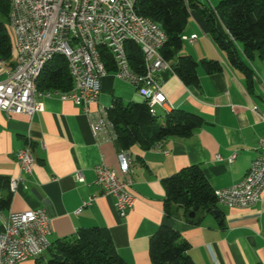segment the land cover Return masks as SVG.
Returning a JSON list of instances; mask_svg holds the SVG:
<instances>
[{
  "label": "crops",
  "instance_id": "1",
  "mask_svg": "<svg viewBox=\"0 0 264 264\" xmlns=\"http://www.w3.org/2000/svg\"><path fill=\"white\" fill-rule=\"evenodd\" d=\"M9 30L11 34V27ZM183 35H197L198 40L194 44L184 41L177 57L217 60L223 69L209 75L200 68L199 83L194 86H186L172 68L158 73L172 106L153 107L160 120L173 110H183L200 115L205 124L188 138L163 140L159 148L144 150L134 145L127 150L134 169L131 192L137 201L124 218L115 210L114 198L103 196L96 185L95 172L101 163L119 172L117 156L122 147L118 142L96 143L82 106L56 92L40 99L44 109L33 117L8 118L0 111V182L21 180L12 192L10 208L0 213V233L5 230L10 212L45 208L52 220V243L71 238L81 229L99 227L109 234L115 250L128 264H152L150 242L165 224L188 242L196 264H264V193L261 202L248 209L218 204L220 218L213 213H199L201 222L197 225L190 224L183 215L170 218L165 211L164 180L197 165L213 190L234 186L244 179L258 157L264 138V59L256 58L250 64L254 72L250 91L243 73L229 64L225 52L208 35L204 18L193 12ZM13 65L5 63L4 68L12 69ZM114 99L124 104L144 102L134 86L111 72L102 81L101 101L110 106ZM96 109L95 105L91 107L92 111ZM28 144L35 159L30 176L17 162V152ZM234 153L237 157L232 164L217 160V156L226 159ZM78 172L83 173L84 182L76 179ZM91 199V205L82 208ZM47 256L46 252L40 262H46ZM23 264L38 261L31 259Z\"/></svg>",
  "mask_w": 264,
  "mask_h": 264
},
{
  "label": "built area",
  "instance_id": "2",
  "mask_svg": "<svg viewBox=\"0 0 264 264\" xmlns=\"http://www.w3.org/2000/svg\"><path fill=\"white\" fill-rule=\"evenodd\" d=\"M210 2V0H205ZM137 0H14L11 6L10 27L16 41V62L12 69L4 68L0 59V111L8 118L13 115L33 117L44 109L40 100L46 92L33 85V72L40 61L54 51H62L68 65L74 66L76 82L62 95H71V101L82 106L90 122V129L98 145L117 141L115 125L109 118L110 106L101 101L102 81L109 74L102 61L100 47L114 56L116 76L134 86L153 115L155 105L169 106L157 75L171 68L161 54L168 41L165 32H158V23L148 22L136 11ZM182 40L194 44L197 35L182 36ZM127 41L137 44L143 54L145 70L137 73L130 62H122V52ZM95 105L97 109L91 110ZM258 109L255 108V111ZM264 121V115H261ZM42 148L45 143L42 142ZM162 141L155 146L159 148ZM119 172L99 164L95 168L96 185L103 196L114 198L115 210L122 218L135 206L136 196L131 192L134 185L133 159L126 150L118 153ZM237 154L228 158L217 156L220 162L232 164ZM17 162L22 172L32 175L34 156L32 145L17 152ZM78 182H84L82 172L76 174ZM17 190L19 179H12ZM264 193V138L260 142L258 157L244 179L229 188L215 191L219 204L248 209L262 200ZM93 199L84 202L85 208ZM52 220L47 209L10 212L5 230L0 233V264H23L37 260L52 246Z\"/></svg>",
  "mask_w": 264,
  "mask_h": 264
},
{
  "label": "trees",
  "instance_id": "3",
  "mask_svg": "<svg viewBox=\"0 0 264 264\" xmlns=\"http://www.w3.org/2000/svg\"><path fill=\"white\" fill-rule=\"evenodd\" d=\"M139 15L158 23L168 36L161 50L163 58L186 86L199 83V69L207 74L222 71L217 60L197 61L190 55L178 56L182 50L185 29L194 12L206 21L207 33L215 45L225 52L229 64L245 76L248 89L253 91L254 72L250 64L264 59V0H137ZM11 1L0 0V59L13 65V36L10 34ZM125 51L137 73L145 70L144 54L133 41H127ZM102 61L108 73L116 72L113 54L100 47ZM177 57V62H171ZM14 67V65H13ZM67 59L53 57L44 67L37 88L46 94L67 93L73 87ZM109 118L115 125L121 150L140 145L144 150L170 137L188 138L205 124L195 113L173 110L163 121L153 115L147 101L124 104L114 99ZM167 193L165 211L170 218L183 215L193 225L200 224L199 213L219 211L218 199L202 168L194 165L164 180ZM13 193L10 181L0 182V213L8 210ZM197 217L190 218L192 212ZM220 212V211H219ZM190 246L170 225H162L150 242L152 264H196L189 254ZM47 261L38 264H128L115 250L109 234L99 228L81 229L71 238L52 243Z\"/></svg>",
  "mask_w": 264,
  "mask_h": 264
},
{
  "label": "bare ground",
  "instance_id": "4",
  "mask_svg": "<svg viewBox=\"0 0 264 264\" xmlns=\"http://www.w3.org/2000/svg\"><path fill=\"white\" fill-rule=\"evenodd\" d=\"M11 1V6H14V0H10ZM148 22H153L149 19H147ZM12 30V29H11ZM158 32H164V30L161 28L160 25H158ZM13 36V50L14 52L13 53H16V41H15V37H14V34L12 35ZM56 55H62V51H54L51 53V55H48L44 61H40V67L38 68V70H36V72H33V85H38V80L42 74V71L44 69V67L46 66V64L51 60L53 59V57H56ZM122 62H130L129 61V58L127 56V53L125 51V49L123 50L122 52ZM68 68H69V73H70V77L72 78L73 82H76V71L74 69V66L72 65H68ZM47 96H49L50 94H46ZM61 97L63 99H70L71 100V95H62L61 94ZM10 190L12 192H15V182H13V180H11L10 182Z\"/></svg>",
  "mask_w": 264,
  "mask_h": 264
},
{
  "label": "water",
  "instance_id": "5",
  "mask_svg": "<svg viewBox=\"0 0 264 264\" xmlns=\"http://www.w3.org/2000/svg\"><path fill=\"white\" fill-rule=\"evenodd\" d=\"M213 214L215 215V216H217V217H221V214H220V212L219 211H217V210H215L214 212H213ZM195 216H196V212H192L191 214H190V218H195Z\"/></svg>",
  "mask_w": 264,
  "mask_h": 264
},
{
  "label": "rangeland",
  "instance_id": "6",
  "mask_svg": "<svg viewBox=\"0 0 264 264\" xmlns=\"http://www.w3.org/2000/svg\"><path fill=\"white\" fill-rule=\"evenodd\" d=\"M12 31V30H11ZM11 34L13 35V32H11ZM186 44V42H184V45Z\"/></svg>",
  "mask_w": 264,
  "mask_h": 264
}]
</instances>
